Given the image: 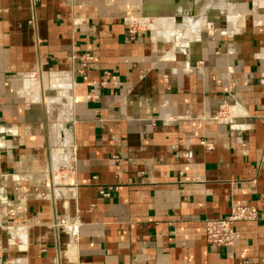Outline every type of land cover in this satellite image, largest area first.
<instances>
[{
	"label": "crops",
	"instance_id": "1",
	"mask_svg": "<svg viewBox=\"0 0 264 264\" xmlns=\"http://www.w3.org/2000/svg\"><path fill=\"white\" fill-rule=\"evenodd\" d=\"M0 130V264H264V0H0Z\"/></svg>",
	"mask_w": 264,
	"mask_h": 264
},
{
	"label": "built area",
	"instance_id": "2",
	"mask_svg": "<svg viewBox=\"0 0 264 264\" xmlns=\"http://www.w3.org/2000/svg\"><path fill=\"white\" fill-rule=\"evenodd\" d=\"M224 111L217 114L214 119L216 121L226 120ZM3 142L2 132L0 130V147ZM101 194L109 196L105 190H101ZM259 219V210L256 206H234L229 215L223 218L205 220V235L207 242L215 247H231L235 242V223L239 221H255ZM72 235L74 238L79 236V224L72 223Z\"/></svg>",
	"mask_w": 264,
	"mask_h": 264
},
{
	"label": "bare ground",
	"instance_id": "3",
	"mask_svg": "<svg viewBox=\"0 0 264 264\" xmlns=\"http://www.w3.org/2000/svg\"><path fill=\"white\" fill-rule=\"evenodd\" d=\"M208 2H210V1H208ZM193 19H194V18H193ZM193 19H192V20H193ZM194 20H195V19H194ZM192 32H193V31H192ZM188 36H189V35H188ZM190 36H191V34H190Z\"/></svg>",
	"mask_w": 264,
	"mask_h": 264
}]
</instances>
